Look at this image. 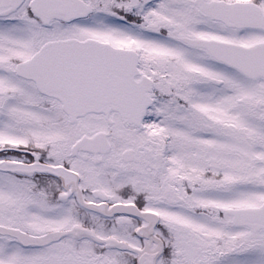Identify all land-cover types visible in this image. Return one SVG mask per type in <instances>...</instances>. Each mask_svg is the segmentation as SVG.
<instances>
[{"label": "snow or ice", "instance_id": "6c2138e0", "mask_svg": "<svg viewBox=\"0 0 264 264\" xmlns=\"http://www.w3.org/2000/svg\"><path fill=\"white\" fill-rule=\"evenodd\" d=\"M0 264H264V0H0Z\"/></svg>", "mask_w": 264, "mask_h": 264}]
</instances>
